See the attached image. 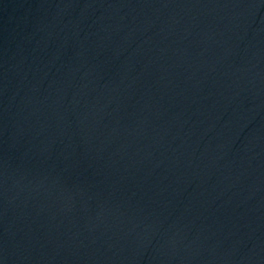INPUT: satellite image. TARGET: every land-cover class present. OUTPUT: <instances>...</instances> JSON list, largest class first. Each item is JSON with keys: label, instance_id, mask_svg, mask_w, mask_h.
<instances>
[{"label": "water", "instance_id": "obj_1", "mask_svg": "<svg viewBox=\"0 0 264 264\" xmlns=\"http://www.w3.org/2000/svg\"><path fill=\"white\" fill-rule=\"evenodd\" d=\"M0 264H264V0H0Z\"/></svg>", "mask_w": 264, "mask_h": 264}]
</instances>
